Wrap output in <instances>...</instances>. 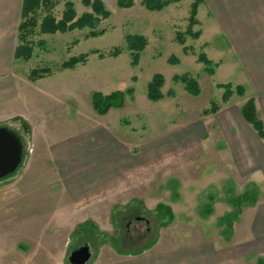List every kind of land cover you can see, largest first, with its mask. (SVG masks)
I'll list each match as a JSON object with an SVG mask.
<instances>
[{"label": "rangeland", "instance_id": "1", "mask_svg": "<svg viewBox=\"0 0 264 264\" xmlns=\"http://www.w3.org/2000/svg\"><path fill=\"white\" fill-rule=\"evenodd\" d=\"M0 1L21 7L23 0ZM82 1L59 0L58 19L66 2L74 4L78 17L89 12ZM133 1L123 9L118 0H103L111 14L96 27L103 35L88 37L89 29L39 34L33 58L11 63L19 96L1 102L0 111L25 120L0 127L17 134L24 157L15 173L0 179V264H70V253L85 245L91 252L87 264H215L224 246V264L256 263L255 258L235 262L228 246L242 213L249 218V209L264 199V177L257 170L264 139L240 114L244 102L256 98L264 120V99L206 0L194 27L199 38L186 34L193 0H178L162 12ZM178 33L185 35V46ZM136 35L145 37L147 46L133 65L127 37ZM114 49L119 55L109 56ZM93 50L99 53L85 65L61 69L71 57ZM201 53L213 62V75L198 60ZM44 68L51 70L45 78L29 79L32 70ZM155 75L165 80L159 102L147 97ZM184 75L198 81V96L188 92ZM228 83L235 93L224 102L220 85ZM236 86L244 87L242 97ZM116 91L126 94L125 105L97 114L93 94ZM212 103L220 110L205 115ZM99 131L124 147L127 174L115 188L73 207L76 195L93 191L121 169L112 160L114 140L106 142ZM246 220L239 232L246 231Z\"/></svg>", "mask_w": 264, "mask_h": 264}, {"label": "crops", "instance_id": "2", "mask_svg": "<svg viewBox=\"0 0 264 264\" xmlns=\"http://www.w3.org/2000/svg\"><path fill=\"white\" fill-rule=\"evenodd\" d=\"M206 1L216 19L219 21L223 33H225L229 39L234 52L245 65L247 69L246 72L251 78V84L254 85V89H256L259 93V98L264 99V0ZM21 7L17 6V2L8 1V3H5L0 1V103L6 99L19 96L20 86L18 84L19 82H17L15 78L17 75L15 76L13 71H11V63L13 60L15 61L14 52L16 48L15 43L17 40V28L20 21ZM17 21L18 23L16 25ZM13 25L16 27L14 29L16 30V37L14 36V38L12 37ZM260 107L264 108V105H260ZM3 111L4 110L0 111V123L15 118L25 120V118L17 112L4 116ZM99 133H101L104 140L106 139V142L114 140L108 131H99ZM114 142L117 151L113 153L112 160L113 162L117 161L118 165L121 167L120 171L115 173L113 176L108 175L106 180H104L105 183H100L93 191L89 193L85 191L87 194H84L83 192L76 195V197L72 200L73 207L81 203V201L84 200V197L88 198L90 196H95L96 194H99L101 190L103 191L102 193H105L110 191L112 187L115 188L119 184L117 181L121 178L123 179L124 175L127 174H124V172L127 169L125 164L126 166L130 165L129 157L124 152V147L119 145L117 141L114 140ZM108 161L111 162V159H108ZM136 164H139V162ZM257 170H261V175L264 177V160L261 161V166L257 168ZM258 182L262 181L258 180ZM107 187H110V189H107ZM100 206H102L103 210H108L107 202ZM110 210L112 211L113 207ZM247 213H249V218L245 216L246 213L245 215L242 213L239 222L235 225V239L232 246H228L232 252L229 254L233 255L235 262L237 260L242 261L243 259L255 258V264H263L264 199L261 198L257 205H254L252 209L250 208ZM92 214H90V216H92ZM94 217H98L99 222H104L103 216L96 212H94ZM74 218L77 219L78 215L70 217V220H74ZM245 219L247 220L243 225H246V231L239 232L237 227ZM250 231L251 236L249 235L248 238L247 235ZM224 247L225 248L222 247L220 251V258L215 264H224V260H226L228 255L227 246Z\"/></svg>", "mask_w": 264, "mask_h": 264}, {"label": "trees", "instance_id": "3", "mask_svg": "<svg viewBox=\"0 0 264 264\" xmlns=\"http://www.w3.org/2000/svg\"><path fill=\"white\" fill-rule=\"evenodd\" d=\"M178 0H141L142 5L151 12H162L165 8ZM203 0H193L191 4V11L189 17V26L186 34L199 38L200 32L194 31V27L199 25L198 13ZM83 5L90 8L78 17L75 6L72 2H66L65 8L58 19L56 15V8L59 5V0H23L20 14V21L17 28V45L14 52L15 60L30 61L33 58L36 42V36L40 35H54L56 33H68L75 30L83 31L89 29L88 37H99L105 33V30L97 31V25L110 17V12L106 9L103 0H83ZM134 6L133 0H118V7L127 9ZM178 42L185 46V35L183 33L177 34ZM43 43H39L40 45ZM128 48L132 55L133 65H137L140 61L141 54L147 46V39L143 36L136 35L134 37H127ZM41 45V46H42ZM99 53L93 50L89 53L81 54L76 57H71L69 60L61 64V69H73L78 65H85L88 62L91 54ZM120 53L119 49H114L109 53V56L116 57ZM103 58L104 56L100 54ZM198 60L204 64L205 71L209 74H214V64L207 57L205 53H201ZM51 73L48 68L34 69L29 74V79L32 82L45 78ZM186 83L188 92L194 96H198L200 92L199 83L196 79L188 78L187 75L182 77ZM165 80L161 75H155L147 87V97L152 102H159L164 98L162 89ZM225 88L223 101L227 102L231 96L234 95L232 85L230 83L220 85ZM244 87L236 86V93L242 97L244 94ZM93 108L99 115H106L112 108H122L125 105L126 94L123 91H116L110 95H103L101 93L93 94ZM211 109L204 111L205 115L216 114L220 110L217 103L211 104ZM240 114L243 120L248 123L256 135L264 139V120L259 114L256 100L249 98L244 102L240 108ZM233 205L239 206L240 200H232ZM232 217V218H231ZM231 215L229 220L233 219Z\"/></svg>", "mask_w": 264, "mask_h": 264}, {"label": "water", "instance_id": "4", "mask_svg": "<svg viewBox=\"0 0 264 264\" xmlns=\"http://www.w3.org/2000/svg\"><path fill=\"white\" fill-rule=\"evenodd\" d=\"M24 149L17 134L0 127V179L15 173L21 166ZM91 259L90 248L85 245L70 253V264H87Z\"/></svg>", "mask_w": 264, "mask_h": 264}]
</instances>
